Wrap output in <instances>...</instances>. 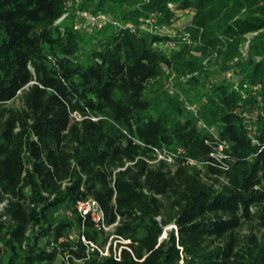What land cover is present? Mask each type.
<instances>
[{"label": "trees", "instance_id": "16d2710c", "mask_svg": "<svg viewBox=\"0 0 264 264\" xmlns=\"http://www.w3.org/2000/svg\"><path fill=\"white\" fill-rule=\"evenodd\" d=\"M77 2L123 24L75 29ZM179 10L198 45L172 57L156 46L176 37L129 25ZM207 59L239 80L194 113L164 75ZM89 198L100 223L78 211ZM58 261L264 264V0H0V264Z\"/></svg>", "mask_w": 264, "mask_h": 264}, {"label": "rangeland", "instance_id": "374dc122", "mask_svg": "<svg viewBox=\"0 0 264 264\" xmlns=\"http://www.w3.org/2000/svg\"><path fill=\"white\" fill-rule=\"evenodd\" d=\"M80 5L81 4L77 2L75 6H70V11L73 13V15H76L74 20L75 24L81 22L79 13L82 11L79 9ZM193 14V10H179L178 13L175 14L176 17L174 18V20H172L171 23H168L166 21L164 22L163 20H161L160 13L154 12L150 14L148 18H140L138 24L129 23V25L131 27H135L136 29L139 28L141 31L146 32L153 31L157 28L162 27L167 33L176 37L178 39L177 42H171L168 44L162 43L156 46L157 49L160 50L164 55L172 57L180 53L183 49H185V47L190 46L194 49L198 45L194 43L192 39H190L189 34L186 33L184 30L185 26L191 22ZM66 16L67 15H65L64 18ZM108 16L110 18V22L107 23V26L105 25L106 27L103 26V29L96 28L99 30L91 31L92 29L90 28H84L82 30L87 31L88 35L93 32L95 35L94 37H97L99 39L107 37L115 28L120 26L119 24H123L121 21L115 18L113 14L108 13ZM64 18H62V20ZM250 37H252V35L247 36V38ZM91 43V41H88V44ZM243 51H245V48ZM191 52L194 55L200 56V54L197 53V51L195 50H192ZM245 55L247 54H244V56ZM229 67L231 68L228 70H220L218 66L210 65V62L207 59L204 60V70L199 73L193 74V76L179 75L175 72L167 70L165 71L164 75V89L166 90L167 95L183 102L184 107H186V105H196L198 108H200L203 103V99H201V97L205 92V87H207L209 84L221 82H227L232 84L233 86H236L238 84L239 77L237 76L236 69L234 70L233 68L235 67L234 63L230 64ZM191 77H198L199 82H197L196 85L189 84L188 80ZM15 104H18V102H16ZM166 105V102H163L162 107H165ZM260 110V105H254L250 108L248 113L249 120L247 122V125H249L250 127H253L255 125V118L256 115L260 112ZM173 229L174 226L171 225L169 227V230H167V232L164 234L163 238H166L168 235V231H171ZM59 263L60 262L58 261L56 264Z\"/></svg>", "mask_w": 264, "mask_h": 264}, {"label": "built area", "instance_id": "2783aa9c", "mask_svg": "<svg viewBox=\"0 0 264 264\" xmlns=\"http://www.w3.org/2000/svg\"><path fill=\"white\" fill-rule=\"evenodd\" d=\"M79 15L81 22L75 24V29L78 30H82L84 28L85 29L102 28L103 26L107 25V23L110 22V18L108 14L104 12L91 13L88 11H82L79 13ZM157 29L160 32L164 31L162 27ZM245 96L246 95H244V98ZM186 108L187 110L192 111L194 113H197L199 110V108L196 105H186ZM200 124L204 125L202 122H200ZM221 147H228V144L224 143ZM156 152L159 160H164L169 163H173L174 157L171 153L163 150H156ZM77 208L81 216L83 217L91 216V218L96 223H100L104 218V214L99 203L92 198L79 202ZM101 253L104 255L108 254L107 250H105L104 252L101 251Z\"/></svg>", "mask_w": 264, "mask_h": 264}, {"label": "water", "instance_id": "95a60500", "mask_svg": "<svg viewBox=\"0 0 264 264\" xmlns=\"http://www.w3.org/2000/svg\"><path fill=\"white\" fill-rule=\"evenodd\" d=\"M170 227V226H169ZM169 227L166 228V230H169Z\"/></svg>", "mask_w": 264, "mask_h": 264}]
</instances>
